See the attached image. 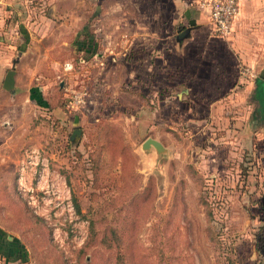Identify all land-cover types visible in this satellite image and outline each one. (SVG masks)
Returning <instances> with one entry per match:
<instances>
[{"label":"rangeland","instance_id":"1","mask_svg":"<svg viewBox=\"0 0 264 264\" xmlns=\"http://www.w3.org/2000/svg\"><path fill=\"white\" fill-rule=\"evenodd\" d=\"M135 4L20 0L15 16L3 14L32 29L27 38L0 31V231L15 252L0 264H117L118 254L123 264H264V83L259 102L253 95L264 45L256 63L229 42L219 48L216 96L182 92L193 80L172 90L162 81L161 91L129 82L121 29L111 33L122 8L132 24L153 21ZM78 7L76 23L67 12ZM85 35L89 52L78 50ZM9 69L15 89L6 91ZM235 73L236 87L222 94ZM147 137L167 155L141 151ZM108 227L119 249L99 244Z\"/></svg>","mask_w":264,"mask_h":264},{"label":"crops","instance_id":"2","mask_svg":"<svg viewBox=\"0 0 264 264\" xmlns=\"http://www.w3.org/2000/svg\"><path fill=\"white\" fill-rule=\"evenodd\" d=\"M19 1L0 0V31H3L4 34L7 32L11 36L12 33H15L14 31L19 30L22 36L27 38L26 30L30 32L32 24L25 25V29H22V27L18 29L16 18L10 19V15H8V20L3 19V14H7V12L15 16ZM133 1H136L135 5L138 11L136 15L140 17L141 13L139 12L148 13V15L152 16L153 21H148L150 24H147L148 22L132 24L133 21L127 18L133 15L132 11L122 8L120 18L124 22L121 23L120 27L119 25H114L112 28L111 35L113 37L114 32L121 29L123 41H121L120 46L123 50L120 63L125 78L129 82L152 80L154 88L161 91L162 81L169 84L166 88L172 90L176 85L181 83L180 80H193L196 84H187L181 91L185 93L188 91L199 95V97L208 96L206 93L215 95L213 90H220L219 87L222 84L217 82L219 80L217 78L219 67L223 65L225 68V55L219 52V48L222 51L221 47L225 49L226 43L229 42V44L234 45L235 52L243 61L256 63L257 59H259L258 49H261L264 45V25L261 22L264 19V9L261 7V0H238V13L232 21L231 33L225 40L216 38L210 34L214 32L209 21L208 11L199 8L195 4L196 0ZM4 5L5 7L3 8L2 6ZM6 6L9 7V11ZM95 9L98 10L97 7ZM72 11H68L67 14L72 15L74 22H76L77 18V22L79 23L80 21L78 20H81L80 18L84 11H82L81 7L74 8ZM107 13L117 15L114 7ZM259 19L262 20L260 21ZM147 25L153 29L155 34L153 37L154 40L150 38L146 40L152 33V30L148 32ZM42 30L43 28H41ZM97 30L98 27L95 28V34ZM181 31H186V35L177 39L176 36ZM1 40L2 38L0 37V46L2 44ZM147 41L149 44H147ZM131 48H137L138 50ZM108 49L111 48L109 47ZM114 54L116 53H113L111 61H115L118 58ZM174 76H176L175 79ZM259 78L254 81L253 95L256 99L257 93L255 91L258 89L256 82ZM177 80H179L178 83H174ZM235 80L236 73L233 81L224 87L225 92L223 91L224 93L222 94L236 87ZM260 82L263 83L262 81ZM6 264L18 263L14 261L7 262Z\"/></svg>","mask_w":264,"mask_h":264},{"label":"built area","instance_id":"3","mask_svg":"<svg viewBox=\"0 0 264 264\" xmlns=\"http://www.w3.org/2000/svg\"><path fill=\"white\" fill-rule=\"evenodd\" d=\"M199 8L206 9L209 21L215 35L226 38L231 33V25L238 13V0H196ZM85 92H78L73 95L72 102L76 105L83 103Z\"/></svg>","mask_w":264,"mask_h":264},{"label":"trees","instance_id":"4","mask_svg":"<svg viewBox=\"0 0 264 264\" xmlns=\"http://www.w3.org/2000/svg\"><path fill=\"white\" fill-rule=\"evenodd\" d=\"M85 36H86V39L79 42L78 50H82V51L85 50L86 52H89L90 51L89 48L93 47L92 46L93 37L91 35H90V37L87 35H85ZM260 81H262L264 83V80H262V77H260L259 80H257V82H256V85L258 87H259V84L261 83ZM257 101H258V99H257ZM259 115L261 117V120L264 121L263 113H261ZM77 210H78V208H77ZM3 234L4 233L0 231V255H3L6 260H13L14 259L13 255L15 252L13 250V247L7 246V241L3 237ZM98 242H99V244H101L103 247H105L107 249H111V248L119 249L121 238L119 235H117L116 231L113 228L108 227V228H105L103 230V232L99 236ZM17 259H18V257H17ZM116 259H117V264H123L122 257L120 254H118L116 256Z\"/></svg>","mask_w":264,"mask_h":264},{"label":"water","instance_id":"5","mask_svg":"<svg viewBox=\"0 0 264 264\" xmlns=\"http://www.w3.org/2000/svg\"><path fill=\"white\" fill-rule=\"evenodd\" d=\"M186 31H181L178 33V35L176 36L177 39H180L181 37L185 36ZM14 74L15 71L13 69H9L5 72L3 79H2V83H1V87L6 90V91H10V90H14L15 86H14ZM80 133V129H73L71 131L70 137L73 138L75 137V135H79ZM140 149L141 151H149L150 149H154V151L156 152L157 156H162V155H167L168 150L163 146V144L151 137H147L145 138L141 144H140Z\"/></svg>","mask_w":264,"mask_h":264},{"label":"flooded vegetation","instance_id":"6","mask_svg":"<svg viewBox=\"0 0 264 264\" xmlns=\"http://www.w3.org/2000/svg\"><path fill=\"white\" fill-rule=\"evenodd\" d=\"M259 104V103H258ZM259 114H261L260 112H259Z\"/></svg>","mask_w":264,"mask_h":264}]
</instances>
